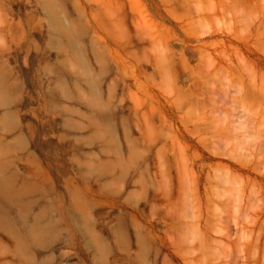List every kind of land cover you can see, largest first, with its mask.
I'll return each instance as SVG.
<instances>
[{
    "label": "rangeland",
    "instance_id": "1",
    "mask_svg": "<svg viewBox=\"0 0 264 264\" xmlns=\"http://www.w3.org/2000/svg\"><path fill=\"white\" fill-rule=\"evenodd\" d=\"M261 2L0 0V264H264Z\"/></svg>",
    "mask_w": 264,
    "mask_h": 264
},
{
    "label": "bare ground",
    "instance_id": "2",
    "mask_svg": "<svg viewBox=\"0 0 264 264\" xmlns=\"http://www.w3.org/2000/svg\"><path fill=\"white\" fill-rule=\"evenodd\" d=\"M182 1H183V0H182ZM215 1H216V0H215ZM243 1H244V0H243ZM248 1H249V0H248ZM234 2H236V1H234ZM238 2H239V1H238ZM240 2H241V1H240ZM245 2H246V1H245ZM257 2H258V1H257ZM259 2L262 4L261 0H259ZM177 3H179V2H177ZM217 3H218V2H217ZM228 3H229V2H228ZM213 4H214V3H213ZM230 4H231V3H229V5H230ZM234 4H236V3H234ZM244 4H245V3H244ZM177 5H178V4H177ZM189 5H190V3H189ZM191 5H192V4H191ZM197 5H198V4H197ZM197 5H196V6H197ZM236 5H237V4H236ZM247 5H248V4H247ZM180 6H182V5H180ZM198 6H200V5H198ZM225 6H226V5H225ZM258 6H259V3H258ZM262 6H263V5H262ZM188 7H189V6H188ZM210 7H212V6L210 5ZM219 7H220V5H219ZM226 7H227V6H226ZM226 7H225V8H226ZM185 8L187 9V7H185ZM190 8H191V7H190ZM193 8H194V5H193ZM240 8L243 9L242 7H240ZM240 8H239V9H240ZM255 8H256V7L254 6V9H255ZM191 9H192V8H191ZM215 9H216V8H215ZM215 9H214V10H215ZM247 9H248V8H247ZM177 10H178V9H177ZM203 10H204V9H203ZM214 10H213V11H214ZM223 10H224V9H223ZM225 10H226V9H225ZM251 10H252V9H251ZM251 10H250V11H251ZM255 10H256V9H255ZM263 10H264V9H263ZM183 11H184V8H183ZM193 11H194V10H193ZM178 12H179V10H178ZM199 12H200V11H199ZM199 12H198V13H199ZM205 12H206V11H205ZM215 12H216V11H215ZM242 12H243V10H242ZM261 12H262V11H261ZM261 12H260V13H261ZM184 13H185V12H184ZM187 13H188V12H187ZM209 13H210V12L208 11V14H209ZM212 13H213V12H212ZM251 13H252V12H251ZM199 14H200V13H199ZM210 14H211V13H210ZM243 14H244V13H243ZM178 15H179V14H178ZM180 15H181V14H180ZM180 15H179V16H180ZM183 15H185V14H183ZM196 15H197V14H196ZM196 15H195V16H196ZM253 15H254V14H253ZM193 16H194V15H193ZM202 16H203V15H202ZM245 16H246V15H245ZM250 16H251V15H250ZM174 17H175V16H174ZM203 17H204V16H203ZM176 18H177V17H176ZM200 19H202V17H201ZM250 19H251V18H250ZM250 19H249V20H250ZM182 20H184V19H182ZM263 20H264V18H263ZM250 21H251V20H250ZM184 22H185V21H184ZM249 23H250V22H249ZM177 24H178V23H177ZM185 24H187V23H185ZM241 24H242V23H241ZM252 24H253V23H252ZM245 25H246V23H245ZM247 25H248V24H247ZM254 25H255V24H254ZM241 26H242V25H241ZM248 26H249V25H248ZM259 26H260V25H259ZM228 27H230V26H228ZM243 28L246 30V26L243 27ZM262 28H263V27L260 26V28H259L260 30L257 29V30H256L257 33H256V31L254 32V33H255V34H253L254 36L251 34V35L254 37V39L257 41V44L260 43L259 46L264 45V29H262ZM249 29H250V28H249ZM228 30H229V29H228ZM230 30H231V28H230ZM182 31H183V30H182ZM187 32H188V31H187ZM226 32H227V31H226ZM228 32H230V31H228ZM228 32H227V33H228ZM246 32H247V31H246ZM249 32H251V31L249 30ZM243 34H245V33H242V35H243ZM190 35H191V34H190ZM190 35H189V36H190ZM226 35H227V34H226ZM229 35H231V33H229ZM229 35H228V36H229ZM232 35H233V33H232ZM235 35H236V34H235ZM235 35H234V36H235ZM237 35H238V34H237ZM237 35H236V39H237ZM242 35H241V36L238 35V36H239V37H242ZM246 35H247V34H246ZM192 36H193V35H192ZM192 36H190V37H192ZM249 36H250V35H249ZM187 37H188V36H187ZM194 37H195V35H194ZM192 38H193V37H192ZM233 38H234V37H233ZM194 39H195V38H194ZM224 39H225V38H224ZM240 39H241V38H240ZM240 39H239V40H240ZM225 40H226V39H225ZM243 40H245V39H243ZM243 40H242V41H243ZM221 41H222V39H221ZM224 42H225V41H224ZM226 42H227V41H226ZM245 42H246V41H245ZM186 43H187V42H186ZM228 43L230 44L229 41H228ZM231 43H233V42H231ZM240 43H242V42H240ZM250 43H251V41H250ZM214 44H215V43H214ZM192 45H193V43H192ZM238 45H239V44H238ZM240 45H241V44H240ZM254 45H256V44H254ZM194 46H195V45H194ZM227 46H229V45H227ZM251 46H253V45H251ZM251 46H250V47H251ZM213 47H214V46H213ZM253 47H254V46H253ZM201 48H202V47H201ZM226 48H227V47H226ZM251 48H252V47H251ZM209 49H210V48H209ZM237 49H238V47H237ZM256 49H257V48H256ZM248 50H249V49H248ZM258 50H259V49H258ZM239 51H241V50H239ZM235 52H236V51H235ZM237 53H238V52H236V55L239 54V53H238V54H237ZM240 53H242V52H240ZM247 53H248V52H247ZM254 53H257V52L255 51ZM250 54H251V53H250ZM250 54H249V55H250ZM251 55H252V54H251ZM257 55H258V54H257ZM220 56L222 57V55H220ZM223 56H224V55H223ZM211 57H212V56H210V58H211ZM221 57H220V58H221ZM232 57H233V56H232ZM241 57H243V56H241ZM177 58H178V57H177ZM243 58H244V57H243ZM178 59H179V58H178ZM221 59H222V58H221ZM232 59H233V58H232ZM239 59H241V58H239ZM258 59H259V61H258ZM179 60H180V59H179ZM212 60H213V59H212ZM212 60H211V61H212ZM225 60H226V59H225ZM176 61H177V60H176ZM228 61H229V60H228ZM245 61H246V59H245ZM257 61L260 62L261 66L264 67V56H259V58H257ZM257 61H256V62H257ZM177 62H178V61H177ZM185 62H186V61H185ZM213 62H214V61H213ZM225 63H226V61H225ZM231 63H232V62H231ZM245 63H246V62H245ZM197 64H198V63H197ZM226 64H227V63H226ZM232 65H233V63H232ZM249 65H251V64H249ZM183 66H184V68L186 69L185 66L188 67L189 65H188V63H187L186 65H183ZM183 66H182V67H183ZM226 66H227V65H226ZM234 66H235V65H234ZM259 66H260V65H259ZM261 66H260V67H261ZM179 67H180V66H179ZM245 67L248 68V66H246V65H245ZM260 67H259V68H260ZM180 68H181V67H180ZM184 68H183V69H184ZM190 68L192 69V72H193V73H192V74H193L192 76H195L194 74H197V72H198V71H197L198 67H197V66H193V67H192V66L190 65ZM203 68H204V67H203ZM225 68H226V67H225ZM235 68H236V66H235ZM249 68H250V67H249ZM249 68L246 69V70H249V71L251 72V71L253 70V67L251 66L252 69H249ZM163 69H164V68H163ZM191 69H190V71H191ZM208 69L210 70V68H208ZM208 69H207V70H208ZM226 69H227V68H226ZM262 69H263V68H262ZM186 70L189 71V67H188V69H186ZM198 70H199V69H198ZM223 70H224V68H223ZM228 70H229V69H228ZM263 70H264V69H263ZM226 71H227V70H226ZM249 71H248V73H250ZM258 71H259V69H258ZM207 72H208V71H207ZM218 72H219V71H218ZM228 72H229V71H228ZM252 72H253V71H252ZM260 72H261V71H260ZM215 73H217V72H215ZM229 73H230V72H229ZM255 73H257V71H256ZM171 74H172V73H171ZM198 74H200V72H198ZM258 74H259V73H258ZM261 74H262V73H261ZM202 75H203V74H202ZM217 75L219 76L220 74H217ZM233 75H234V74H233ZM251 75H252V73H251ZM253 75H255V74H253ZM262 75H263V74H262ZM231 76H232V74H231ZM231 76H230V77H231ZM234 76H235V75H234ZM258 76H259V75H258ZM258 76H257V77H258ZM205 77H206V76H205ZM205 77H204V78H205ZM228 77H229V75H228ZM236 77H237V76H236ZM244 77H245V76H244ZM248 77L250 78V76H248ZM253 77H256V75L253 76ZM260 77H261V75H260ZM260 77H259V78H260ZM225 78H226V77H225ZM232 78H233V77H232ZM249 78H248V80H249ZM261 78H262V77H261ZM234 79H235V78H234ZM237 79H238V78H237ZM262 79H264V78H262ZM227 80H228V79H227ZM254 80H255V79H254ZM200 82H201V81H200ZM204 82H205V80H204ZM229 82H230V81H229ZM237 82H238V81H237ZM237 82H236L235 84H237ZM230 83H231V82H230ZM230 83H228V85H229ZM232 83H234L233 80H232ZM232 83H231V84H232ZM238 83H239V82H238ZM253 83H254V82H253ZM253 83H252V84H253ZM262 83H263V82H261V84H262ZM206 84H207V83H206ZM223 84H224V82H223ZM225 84H226V81H225ZM249 84H250V83H249ZM208 85H209V84H208ZM219 85H220V84H218V86H219ZM226 85H227V84H226ZM239 85H241V84H239ZM239 85H237V86H239ZM247 85H248V84H247ZM221 86H222V84H221ZM242 86H243V85H242ZM257 86H259V84H257ZM263 86H264V85H263ZM225 87H226V86H225ZM225 87H224V88H225ZM232 87H234V85H233ZM232 87H231V88H232ZM251 87H252V86H251ZM251 87H250V88H251ZM206 88H207V85H206ZM221 88H223V87H221ZM238 88H240V87H238ZM238 88H237V89H238ZM248 88H249V87H248ZM256 88L259 90L258 87H255V88L253 87L254 90H255ZM194 89H196V88H194ZM209 89H210V88H209ZM214 89H215V86H214ZM216 89H218V88L216 87ZM228 89H229V88H227V90H228ZM237 89H236V90H237ZM257 89H256V90H257ZM261 89H262V87H261ZM261 89H260V90H261ZM263 89H264V87H263ZM200 90H201V89H200ZM205 90H206V89H205ZM238 90H239V89H238ZM238 90H237V92H238ZM243 90H244V89H243ZM258 90H257V92H258L257 97H260V98L263 97V99H264V94H263V95L261 94V93L264 92V90H261L260 92H259ZM196 91H197V90H196ZM201 91H202V90H201ZM208 91H209V90H208ZM208 91H207V92H208ZM213 91H214V90H213ZM215 91H216V90H215ZM225 91H226V89H225ZM234 91H235V88H234ZM210 92H211V91H210ZM217 92H218V91H217ZM217 92H216V94L219 95V96L221 97V95H220V94H221V93H220L221 91L218 92V93H220V94H218ZM223 92H224V91H223ZM223 92H222V93H223ZM237 92H235V93H237ZM240 92H241V90H240ZM183 93H184V92H183ZM226 93H227V92H224V94H225L224 98L226 97V95L228 96V94H229V93H227V94H226ZM189 94H190V93H189ZM191 94H192V93H191ZM196 94H198V92H197ZM199 94H202V93H199ZM199 94H198V95H199ZM207 94H208V93H207ZM233 94H234V93H233ZM233 94H232V95H233ZM249 94H250V93H249ZM251 94H252V93H251ZM251 94H250V96L253 95V94H252V95H251ZM205 95H206V94H205ZM214 95H215V94H214ZM185 96H186V95H185ZM189 96H190V95H189ZM200 96H201V95H200ZM219 96H218V97H219ZM254 96H256V95L254 94ZM196 97H198V96H196ZM204 97H206V96H204ZM212 97H213V96H212ZM222 97H223V96H222ZM229 97H230V96H229ZM229 97L226 98V99H228V101H229ZM206 98H207V97H206ZM208 98H209V103H210V99H211L210 96H209ZM215 98H216V97H215ZM239 98H240V97H239ZM185 99L187 100V98H185ZM190 99H192V98H190ZM199 99H200V98L198 97V100H199ZM201 99H202V98H201ZM235 99H237V98H235ZM240 99H241V98H240ZM251 99H252L253 101L255 100L254 97H252ZM251 99H250V100H251ZM158 100H159V99H158ZM195 100H196V99H195ZM198 100H197V102H198ZM221 100H222V99H221ZM230 100H232V98H231ZM237 100H239V99H237ZM259 100H260V99H259ZM189 101H190V100H189ZM200 101H201V100H200ZM211 101H213V98L211 99ZM262 101H263V100H262ZM262 101H261V102H262ZM185 102H186V101H185ZM206 102H207V101H206ZM214 102H215V103H214ZM232 102H233V100H232ZM238 102H239V101H238ZM240 102H241V101H240ZM240 102H239V103H240ZM257 102H258V99H257ZM161 103H162V102H161ZM188 103H189V102H188ZM188 103H187V104H188ZM191 103H192V102H191ZM195 103H196V102H195ZM195 103H193V105H194ZM202 103H203V102H202ZM207 103H208V102H207ZM209 103H208V104H209ZM224 103H225V102H224ZM234 103H235V101H234ZM234 103H233V104H234ZM263 103H264V101L262 102V104H263ZM200 104H201V103H200ZM203 104H205V103H203ZM211 104H212V105H214V104L217 105L216 100H214L213 103H211ZM222 104H223V103H222ZM233 104L231 103L232 108H233ZM240 104H241V103H240ZM248 104H249V103H248ZM252 104H253V103H252ZM254 104H255V103H254ZM257 104H258V103H257ZM262 104H260V105H262ZM161 105H163V104H161ZM193 105H191V106H193ZM205 105H206V104H205ZM212 105H211V107H212ZM216 105H214L213 109L216 108ZM229 105H230V104H229ZM250 105H251V103H250ZM195 106H196V105H195ZM197 106H198V105H197ZM200 106H201V105H200ZM221 106H222V105H221ZM239 106H240V105H239ZM241 106H242V105H241ZM255 106H256V105H255ZM263 106H264V104H263ZM263 106H262V107H263ZM204 107H205V106H204ZM206 107H207V106H206ZM211 107H209V109H212ZM217 107H218V106H217ZM219 107H220V106H219ZM227 107H228V105L226 106V109H225V110H227ZM236 107H238V106H236ZM248 107H249V105H248ZM163 108H164V107H163ZM178 108H179V107H178ZM228 108H230V107H228ZM234 108H235V105H234ZM242 108H243V109H244V108L246 109L247 107H243V106H242ZM242 108H240V109L242 110ZM251 108H252V107H251ZM251 108H250V109H251ZM206 109H207V108H206ZM250 109H249V110H250ZM253 109H254V108H253ZM260 109H261V107H260ZM260 109L257 108V109H255V111L257 110V113H258V110L260 111ZM177 110H178V109H177ZM228 110H229V109H228ZM234 110H235V109H234ZM234 110H233V111H234ZM237 110H238V109H237ZM246 110H248V109H246ZM249 110H248V111H244V112H248V113H246V115H245V117H246V121H244L245 119L242 120V121H241V120H240V121L238 120V122H239V127H240V129L243 130L244 132H245V131L247 132V129H249V128L251 127V126H249V124H250L251 121H255V122H256L255 124H259V122H260V121L258 122V120H257V119H258L257 117H259V116L256 114V112L252 111V109H251V110H250V111H252L251 113H253V114L255 113V114L253 115V114H250ZM205 111H206V110H205ZM205 111H204V112H205ZM208 111H209V110H208ZM210 111H211V110H210ZM214 111H215V110H214ZM218 111H219V110H218ZM231 111H232V110H231ZM236 112H238V111H236ZM236 112L234 113V115H236ZM244 112H243V113H244ZM261 112H262V111H261ZM263 112H264V111H263ZM263 112H262V113H263ZM206 113H207V112H206ZM211 113H212V112H211ZM216 113H217V112H215V114H216ZM218 113H220V112H218ZM228 113L231 115L230 110H229ZM262 113H261V116H262ZM213 114H214V113H213ZM232 114H233V113H232ZM166 115H167V114H166ZM226 115L228 116V114H226ZM241 115H242V114H241ZM247 115L249 116V118L251 117V118H250L251 120L247 118V117H248ZM252 116H253V118H252ZM213 117H214V116H213ZM215 117H216V116H215ZM229 117H230V116H228V118H229ZM233 117H234V116H232V118H233ZM245 117H244V118H245ZM254 117H255V118H254ZM217 118H220V115H219V117H217ZM217 118H216V119H217ZM236 118H237V117H236ZM262 118H263V117H262ZM262 118H261V119H262ZM181 119H182V118H181ZM202 119H203V118H202ZM214 119H215V118H214ZM225 119H226V117H225ZM233 119H234V118H233ZM237 119H238V118H237ZM239 119H240V118H239ZM217 120H218V119H217ZM227 120H228V119H227ZM229 120H230V118H229ZM259 120H260V119H259ZM263 120H264V118H263ZM263 120H261V121L263 122ZM220 121H221V119H220ZM235 121L237 122L236 119H235ZM201 122L203 123L204 120L201 121ZM226 122H227V121H226ZM247 122H249V124H246ZM195 123H197V122H195ZM202 123H201V124H202ZM208 123H209V122H208ZM227 123H228V122H227ZM232 123L235 124V122H232ZM232 123H231V125H234V124H232ZM199 124H200V123H199ZM199 124H197V125H199ZM205 124H206V123H205ZM192 125H194V123H193ZM195 125H196V124H195ZM202 125H203V124H202ZM236 125H237V124H236ZM236 125H235V128H238V129H239V127H237ZM246 125H247V126H246ZM205 126H206V125H205ZM210 126H211V125H210ZM214 126H216V129H217L218 126H217L216 124H215ZM256 126H257V125H256ZM262 126H264V125H261V127H259V125H258L257 128L259 127V129L261 128V130H262ZM200 127H201V126H200ZM229 127H231V126H229ZM233 127H234V126H233ZM233 127H232V128H233ZM252 127H253V126H252ZM202 128H203V127H202ZM205 128H206V127H205ZM212 128H213V127H212ZM225 128H226V126H225ZM253 128H254V127H253ZM253 128H252V129H253ZM197 129H199V128L197 127ZM207 129H208V128H207ZM214 129H215V128H214ZM223 129H224V128H223ZM226 129H229V128H226ZM226 129H225V130H226ZM240 129H239V130H240ZM250 129H251V128H250ZM259 129H258V131H260ZM190 130H191V129H190ZM204 130H205V129H204ZM229 130H232V129H229ZM233 130H234V128H233ZM233 130H232L231 132H233ZM254 130H255V129H254ZM254 130H253L252 132H254ZM195 131H196V130H195ZM201 131H202V130H201ZM218 131H219V129H218ZM218 131H216V132L218 133ZM223 131H224V130H223ZM255 131H256V130H255ZM206 132H208V131H206ZM212 132H213V131H212ZM219 132H220V131H219ZM236 132H237V130L234 131L233 133H236ZM238 132H239V131H238ZM238 132H237V133H238ZM246 132H245V134H243V135H242V132H241V135L243 136V139H244V137L247 138V133H246ZM189 133H190V132H189ZM237 133H236V135H237ZM257 133H259V132H257ZM214 134H215V133H214ZM214 134H213V135H214ZM218 134H219V133H218ZM220 134H221V133H220ZM260 134H261V133H260ZM216 135H217V134H216ZM234 135H235V134H234ZM239 135H240V134H239ZM194 136H195V135H194ZM217 136H218V135H217ZM248 136H249V135H248ZM258 136L260 137L261 135H258V134H257V139H258V140H256V141L254 140L255 142H252V145L248 143L249 145H248V146H245L244 143H243L242 145L240 144L241 148H242V146L244 145L245 147H249V146H250V149H251V146L254 145L253 143H255V145H256V143L259 144L261 141L259 140V137H258ZM218 137H219V136H218ZM220 137H221V136H220ZM236 137H237V136H236ZM214 138H215V137H214ZM237 138H238V137H237ZM237 138H236V141H235V142H237V141H238V143L241 142L240 139L238 140ZM253 139H254V138H253ZM261 139H263V138H261ZM251 141H252V140H251ZM258 141H260V142H258ZM262 141H263V140H262ZM198 142H199V141H198ZM242 142H244V140H243ZM242 142H241V143H242ZM247 142H249V140H248ZM247 142H246V143H247ZM193 143H194V142H193ZM238 143H237V144H238ZM197 144H198V143H197ZM246 145H247V144H246ZM244 146H243V148H244ZM177 147H178V146H177ZM255 147H256V146H255ZM259 147H260V146H259ZM259 147H257V148L259 149ZM239 148H240V147H239ZM241 148H240V149H241ZM243 148H242V149H243ZM263 148H264V146H263ZM242 149H241V150H242ZM250 149H247V150L250 151V152L248 151L249 153H248L247 151H245V152H247L248 155L251 154V156H253V157H259V156H260V155H259L260 151H261V153H262V149H260V151H259V150H254V147H253L251 150H250ZM244 150H245V149H244ZM239 151H240V150H239ZM241 152H243V150L240 151L239 153H241ZM245 152H244L243 154H245ZM241 155H242V154H241ZM248 155L245 154L244 157H245V156L247 157ZM262 156H263V154L261 155V157H262ZM263 157H264V156H263ZM200 159H201V158H200ZM228 159H229V158H228ZM245 159H246V158H245ZM254 159H255V160L252 159V161L250 160L251 162L249 161L248 164H244L243 162H241L242 164H240V169L243 170V171L246 172V173H250V174L255 173V172L257 171V169H258V164H259L260 161H258V163H257L256 160H259V159H257V158H254ZM231 160H232V159H231ZM235 160H236V159H235ZM197 161H198V160H197ZM261 161H262V160H261ZM212 162H213V161H212ZM235 162H237V161H235ZM239 163H240V161H239ZM222 164H223V163H222ZM222 164H221V163H215V166H217V168H219L220 166H222ZM218 166H219V167H218ZM223 166L225 167V169H226V168H228V169H232L234 165H233V162H229L228 164H225V165H223ZM217 168H216V169H217ZM232 171H233V170H232ZM260 171H261V170H260ZM193 172H194V171H193ZM210 172H211V169L209 170V173H210ZM258 172H259V170H258ZM261 172H262L261 174H263L264 171H261ZM212 173H213V171H212ZM188 174H189V173H188ZM191 174H192V173H191ZM191 174H190V176H189L188 179H189V181H190V179L192 178V180L194 181V183H196L197 188L200 187L199 184H200V182H201L203 179H204V181L207 182V179H206V178H207V177H206L207 174H200V175H197V174H194V173H193L192 176H191ZM258 174H259V173H258ZM208 175H209V174H208ZM212 175H213V174H212ZM256 175H257V174H256ZM235 176H236V175H235ZM239 177H240V176H239ZM259 178H262V179L264 180V175H261V177H259ZM245 180H246V179H245ZM254 181H257V180H254ZM254 181H253V182H254ZM172 183H173V182H172ZM172 185H174V184H172ZM204 185L206 186V184H204ZM260 185H261V184H260ZM262 185H263V184H262ZM177 186H178V185H177ZM177 186H175L176 189H177ZM201 186H202V185H201ZM210 186H211V185H210ZM261 187H262V186H261ZM238 188H239V187H238ZM193 189H194V188H193ZM211 189H212V188H211ZM263 189H264V188H263ZM173 190H174V189H172V191H173ZM178 190H179V189H178ZM199 190H200V189H199ZM238 190H240V189H238ZM190 191H191V190H190ZM194 191H197V190H194ZM205 191H208V190H205ZM173 192H174V191H173ZM179 192H181V191H179ZM209 192H211V191H209ZM240 192H241V191H240ZM240 192H239V194H240ZM193 193L196 194V192H193ZM242 193H243V192H242ZM262 193H263V192H261V194H262ZM210 194H211V193H210ZM256 194H257V193H256ZM258 194H259V193H258ZM258 194H257V195H258ZM180 195H181V194H180ZM197 195H198V194H197ZM177 197H179V196H177ZM199 197H201V196L199 195ZM254 197H256V196L254 195ZM168 198H169V197H168ZM175 198H176V197H175ZM212 198H213V196H212ZM239 198H240V196H239ZM170 199H171V198H170ZM176 199H177V198H176ZM210 199H211V198H210ZM255 199H256V198H255ZM261 199H263V198H261ZM239 200L242 201V199H239ZM257 200H258V199H257ZM263 200H264V199H263ZM214 201H215V200H214ZM244 201H245V200H244ZM260 201H261V200H260ZM258 202H259V201H258ZM262 202H263V201H262ZM262 202H259V203H262ZM238 204H240V203H238ZM240 205H241V204H240ZM240 205H239V207H241ZM247 205H248V204H247ZM256 205H258V204H256ZM202 206H203V205H202ZM253 206H254V205H253ZM242 207H243V206H242ZM246 207H247V206H246ZM173 208H174V207H173ZM249 208H250V205H249ZM253 208H254V207H253ZM253 208L251 207V209H253ZM255 208H256V210L258 211V214H259V213H264V202H263L262 204L258 205V206H255ZM256 210L253 209V211H255V212L257 213ZM256 216L258 217V215H256ZM263 216H264V215H263ZM251 218H252V217H251ZM256 220H257V219L255 218V221H256ZM258 220H259V218H258ZM261 220H262V219H261ZM254 224H255V226H258V227H259V223H257V224L254 223ZM253 226H254V225H253ZM259 228H260V227H259ZM255 229H256V228H255ZM249 247H250V246H249ZM242 249H243V248H242ZM246 250H247V249H246ZM241 253H246V252L243 251V252H241ZM249 255H250V252H249ZM185 259H187V258H185ZM241 260H242V259H241ZM229 261H230V260H229ZM247 261H248V260H247ZM186 263H187V262H186ZM186 263H185V264H186ZM247 263H248V262H247Z\"/></svg>",
    "mask_w": 264,
    "mask_h": 264
}]
</instances>
